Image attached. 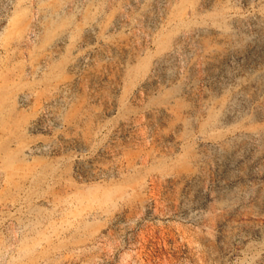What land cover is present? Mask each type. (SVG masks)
Returning <instances> with one entry per match:
<instances>
[{"label": "rangeland", "instance_id": "rangeland-1", "mask_svg": "<svg viewBox=\"0 0 264 264\" xmlns=\"http://www.w3.org/2000/svg\"><path fill=\"white\" fill-rule=\"evenodd\" d=\"M0 264H264V0H0Z\"/></svg>", "mask_w": 264, "mask_h": 264}]
</instances>
